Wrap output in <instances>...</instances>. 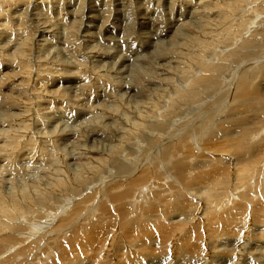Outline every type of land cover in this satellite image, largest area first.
<instances>
[{"label":"bare ground","instance_id":"bare-ground-1","mask_svg":"<svg viewBox=\"0 0 264 264\" xmlns=\"http://www.w3.org/2000/svg\"><path fill=\"white\" fill-rule=\"evenodd\" d=\"M50 1L52 3V0H0V67L10 69L7 79L21 77L18 87L28 86L26 90L30 94V99L22 94L15 99H2L3 106L17 105V100L22 105L24 101L31 99L38 102L37 110L31 114L30 110L28 117L26 107L22 109L21 106L13 107L21 111L19 114L5 112L6 116L0 117V264H210L212 259L200 254L203 245L211 243L212 249H216L215 246L218 245L227 246L238 233L248 230L250 226L256 230H251L254 238L247 239L250 241L249 253L245 255L244 261L264 264V255H257L259 250L264 254V247H260L264 245V0H164L165 6L182 8L185 5L194 11L188 10V15H192V18L180 23L182 28H178L177 32L175 28L182 18L175 20L173 27L170 26L169 32L175 33L170 36L167 46L159 49L154 47L150 55L148 53L149 56L142 59L145 66L151 62L157 63L154 62L157 57L168 60L165 64H171V76L165 79L167 88L160 98L163 113L159 118L162 121L150 122L151 118L157 117L155 108L159 103L149 101L142 106L146 109L142 111L146 116L138 113L140 122L126 118L123 126L120 123L123 120L120 117L121 104L126 102L128 105L125 108L129 110V100L134 96L133 94L129 98V93L135 90L133 84L135 83L137 91H141L142 76H147L145 74L149 72L141 65L129 72L127 66H124L127 59L123 54L117 56L121 60L116 70L109 67L110 70L98 68L101 59L112 56V52L105 47L98 48L95 45L98 39L106 43L111 41L109 36L100 37L95 33L99 29L97 21L99 22V17L104 12L100 13L99 9L93 7L83 10V2L91 0H65V7L55 10V17L59 19L56 23L52 19L54 16L51 17L48 13L49 7L43 9ZM62 1L54 0L57 4ZM115 1H120L117 10L122 11L123 8L127 15H134L135 8L128 0ZM107 3L104 5L107 6ZM30 7L34 13L33 18L29 17V22L27 15L30 16ZM63 11L66 16L64 19L61 18ZM159 14L154 12V17ZM145 16L138 18V23L144 27L152 21ZM135 24L137 22H134V26ZM61 25L66 27V35L60 31ZM102 26L104 27V23ZM181 30L183 34L179 32ZM30 31L32 33H28ZM7 32H10L11 38L7 37ZM130 33L135 32L132 30ZM3 36L4 39L1 38ZM133 39L131 38L132 41ZM85 45L88 48L83 52V58L86 59L84 63L87 62L90 66L85 64L84 72L81 61L74 63L70 60L71 68L78 69L70 71L68 64V71L61 54L67 52V55L64 54L67 57L80 60L79 49ZM131 45L133 47L134 43ZM178 47L181 49L175 51ZM8 60L16 64L12 62L9 65ZM162 65L158 67L161 69L164 67ZM3 69L2 67L1 72ZM106 71L109 75L104 74ZM129 74L132 91L118 95L116 91L120 88L114 91V83L121 79L126 81ZM92 76L96 78L94 83ZM152 76H147L144 82L149 84L153 80ZM7 79L3 77V86ZM50 81H58L56 83L61 86L65 84L60 86L64 89L68 87V83L79 85L83 94L87 95L89 92L91 99L100 95L109 103L105 104L101 100L103 108L97 110L101 104L98 103V106L96 102L97 106L93 110L88 109L92 113L88 122L83 120L76 126L71 123L74 128L70 126V129L67 124L59 122L57 127H52L54 130H44V133L39 132L36 136L31 131L29 122H34L37 127L44 126L45 121L56 122L53 115L58 114L63 118L68 113L58 93L64 94V90H50V86H46ZM126 82L128 87L118 85L129 90V81ZM81 94L80 96L83 95ZM46 103L50 105V110L45 108ZM136 110L135 108L133 112ZM94 117L97 122L92 120ZM222 117L224 118L219 121ZM21 118L22 124L17 125ZM178 122L181 129L176 127L177 130L174 131L173 126ZM38 131L40 129L35 130ZM147 131L157 134L150 136ZM182 135L184 138L181 142L178 141V145L175 143V149L181 154L185 149L186 153L183 152L185 154L182 156L178 153V159L175 157L177 160L169 166V161L174 158L171 156L175 154L172 155L170 151L164 154L167 148H163V144L158 142L160 139L180 138ZM204 137L205 152L199 156L202 160L199 158L193 164L191 158H195V146L198 149ZM145 144L143 155L139 158L136 149ZM210 149L220 151L225 155L224 159L217 160L219 162L216 163L215 159L205 156L215 154ZM125 155L127 157L123 159ZM128 156L136 157L139 162ZM39 162L44 167L40 174L37 172V177L25 179L26 183L18 181L17 175L23 180L27 178V171L24 169L26 164L32 166ZM147 163L154 164V167L150 169L151 166ZM144 165L148 167L140 176L126 182L133 171L137 173ZM165 168L169 170L165 171ZM155 171H164L157 178L169 185L170 192L179 191L172 201L166 202L169 198H165L164 191H154L151 196L144 194L156 187V182L151 183L152 178H155ZM195 172L190 180V174ZM111 175L114 178H110ZM172 175L176 181H173ZM104 177L110 178L109 182L121 177L127 179L102 188L106 184ZM179 182L184 184L182 189L175 186ZM147 185H150L149 190L146 189ZM125 186L127 188L124 190ZM87 192L89 194L84 197ZM78 197L79 202L66 213L69 203ZM97 197L100 202L94 206ZM215 202L219 203L220 211L233 204L237 205L228 214L218 217L217 210L211 207ZM90 210L94 211L85 215ZM48 213L50 217L46 216ZM64 213L66 214L51 229L52 232L48 233L51 226L49 221L56 214L58 216ZM133 213L137 214V218ZM77 218L78 222L91 220L77 227ZM248 218H251L252 224ZM56 230L58 237L47 241L46 237ZM98 237H102V240ZM201 238L206 241L199 242ZM246 238L247 235H243L239 243L245 244ZM237 245L229 244L223 251L226 255H219L229 259L226 264H243L244 261L241 263L238 258L231 257L232 253L239 250Z\"/></svg>","mask_w":264,"mask_h":264},{"label":"rangeland","instance_id":"rangeland-1","mask_svg":"<svg viewBox=\"0 0 264 264\" xmlns=\"http://www.w3.org/2000/svg\"><path fill=\"white\" fill-rule=\"evenodd\" d=\"M97 3H96V2ZM110 1V2H109ZM129 1V3H131L133 6V9L135 10L134 11V15L133 16H131V15H127L126 13H125V10L122 8V11H120V10H117L119 7H118V3H120V1H115V0H94L93 1V3H90V2H92V0L89 2V1H85V2H83V5L85 6V8L83 7L82 9L83 10H85L86 11V9L88 8V7H93L94 9H99V12L100 13H103V16H102V14H101V16L99 17V22L97 21V25H98V28L100 29H98V30H95V33L98 35V36H103V37H105V36H109L110 38H111V41L110 42H108V43H106V42H104V41H102V40H100V39H98L97 40V43L95 44V45H97L98 46V48H103V47H105V49L106 50H109L110 52H112V56L110 57H108V58H105V59H101V62L98 64L99 65V67L98 68H103V69H105V70H108L109 68H114L115 70H116V68H118L119 67V63H120V60L121 59H119V57L122 55V56H124V55H126V59H127V62L125 63V65L124 66H127V70L130 72V69L132 70V68L134 69L135 67H137L138 65H141L142 67H144L145 66V64L143 65V61H142V59L144 58V57H147V56H149L150 55V52L151 51H153L154 50V47L156 48V49H159V48H163V47H165V46H167L168 45V41H170L169 39L171 38L170 36H172L175 32H177L178 31V28L180 29V27L182 28V26H181V24L182 23H184V22H187V21H189V20H191V18H192V15H188V10L189 11H194V9L193 8H191V7H189V6H185V5H183L182 6V8H176L175 6H165V4L163 3L164 2V0H161V2L159 1V0H128ZM138 1H139V3H138ZM171 0H168V2H170ZM103 2V3H102ZM107 3V2H109V3H107V6H105L106 4L105 3ZM146 2V3H145ZM148 2V3H147ZM152 2V3H151ZM157 2H160V4L159 3H157ZM53 3V4H52ZM52 3H51V1H50V3L47 5V7H46V5L43 7V9L45 8V9H47L48 7V13L49 14H51V17H53L52 19H54V21L56 22V23H58V18H57V16L55 17V15H56V11L58 10V9H61L62 7H65V3H67V1H65V0H63L62 2H60L59 4H57V3H55L54 2V0H52ZM89 3H90V5L91 6H89ZM94 3H96V4H94ZM128 3V2H127ZM138 3V4H137ZM145 3V4H144ZM63 4H65V5H63ZM87 4V5H86ZM105 4V5H104ZM110 4V5H109ZM140 4H142V6L140 5ZM145 5V8H144V5ZM153 4V5H152ZM157 4H159V5H157ZM59 5V6H58ZM78 5V4H77ZM93 5V6H92ZM96 5H97V7H96ZM100 5V6H99ZM102 5V6H101ZM109 5V6H108ZM112 5L114 6V7H112ZM156 5V6H155ZM51 7V8H50ZM60 7V8H59ZM139 9H138V8ZM149 7V8H148ZM150 7H152V8H150ZM158 7H160V8H158ZM172 7H174V8H172ZM105 8V9H104ZM112 8V9H111ZM148 8V9H147ZM185 10H184V9ZM191 8V9H190ZM52 9H54V10H52ZM109 9V10H108ZM140 10L139 12H140V14H139V12H138V10ZM145 9V10H144ZM147 9V10H146ZM156 9V10H155ZM162 9V12L160 13L159 11ZM164 9V10H163ZM176 9V10H175ZM181 9V10H180ZM187 9V10H186ZM56 10V11H55ZM101 10V11H100ZM107 10V11H106ZM136 10H137V12H136ZM153 10H155V11H153ZM159 10V11H158ZM167 10V11H166ZM38 11V10H37ZM103 11V12H102ZM109 11H110V13H109ZM157 11V14H159V15H161V16H156V17H154V12H156ZM109 14H108V13ZM148 12V14H146ZM170 12H172V13H174V14H172V13H170ZM28 13L30 14V16L29 15H27V17H28V20H29V22H30V20H31V18H33V13H34V10L32 11V8L30 7V9H29V11H28ZM167 13H169V15H167ZM180 13H181V16H180ZM54 14V15H53ZM145 16V14L147 15V16H145V17H147V18H149V20H152L151 22H153L152 24H151V22L147 25V26H142V25H140V23H138V22H140L139 21V16ZM135 15H136V17H135ZM162 15H163V17H162ZM186 15V16H185ZM105 16V17H104ZM122 16V17H121ZM126 16V17H125ZM151 16V17H150ZM173 16V17H172ZM29 17H31V18H29ZM64 17H66L65 16V14H64V11L63 12H61V18L62 19H64ZM125 17V18H124ZM132 17H134V18H132ZM154 17V18H153ZM159 19H158V18ZM161 17V18H160ZM190 17V18H189ZM101 18V19H100ZM109 18V19H108ZM182 18V19H181ZM57 19V20H56ZM163 19H165V20H163ZM173 21H172V20ZM178 19H181L182 20V22H178V24H177V26H176V28H175V32L173 33V32H169L170 31V26H174V21L175 20H178ZM101 20V21H100ZM105 20H106V24H105ZM136 20V21H135ZM166 20H167V22H166ZM165 21V22H164ZM172 21V22H171ZM134 22H137V24H135V26H134ZM160 22H161V24H160ZM103 23H104V27L102 26L103 25ZM123 25H122V24ZM125 23H126V25H125ZM168 23V24H167ZM181 23V24H180ZM101 26H100V25ZM131 24H133V25H131ZM167 24V25H166ZM191 24L194 26L195 24H193V22H191ZM112 25V26H111ZM130 25L133 27H135V29H134V27H133V29H132V27H130ZM137 25V26H136ZM115 26V27H114ZM121 26H123V27H121ZM126 26V27H125ZM153 28H152V27ZM159 26H161V27H159ZM172 26V27H173ZM60 27V28H59ZM58 28L60 29V31L62 32V33H64L65 35H66V33L65 32H67L66 31V27H64L63 25H61V26H59ZM128 27H130V28H128ZM167 27V28H166ZM57 28V27H56ZM125 28H127V29H125ZM137 28V29H136ZM162 28V29H161ZM121 29V30H120ZM128 29H130V31H132L133 30V32H135L136 33V35H135V33L133 34V33H130V31H128ZM132 29V30H131ZM169 29V30H168ZM122 30H124V31H122ZM161 30H163L164 31V33L161 31ZM183 30H181V31H179V32H181L182 34H183V32H182ZM110 32V33H109ZM125 32H127V34L125 33ZM178 32V33H179ZM8 33V34H7ZM7 33H5L6 35H7V37H10L11 38V36L9 35V33L10 32H7ZM28 33H32V31H30V32H28ZM143 33V34H142ZM166 33V34H165ZM102 34V35H101ZM112 34V35H111ZM153 36H152V35ZM161 34H162V36H161ZM64 35V36H65ZM96 35V36H97ZM159 35V36H158ZM166 35V36H165ZM123 36H124V38H123ZM128 36V37H127ZM132 36H136L135 38L134 37H132ZM161 36V37H160ZM179 36H181V35H179ZM248 35H246V37H247ZM133 39V41L131 40V38ZM169 37V38H168ZM2 39H4V36L3 37H1ZM17 38H18V36H17ZM140 38V39H139ZM154 38V39H153ZM6 40H8V38L6 39ZM114 40H116V41H114ZM123 40V41H122ZM140 40V41H139ZM63 41V40H62ZM100 41H101V43H100ZM128 41V42H127ZM141 41H143V42H141ZM115 44H114V43ZM118 42V43H117ZM137 44H136V43ZM158 42H159V44H158ZM112 45H111V44ZM131 43L133 44L134 43V46L132 47V45H131ZM146 43V44H145ZM149 44V46H148V44ZM100 44V45H99ZM122 44V45H121ZM140 44V45H139ZM88 45V44H87ZM87 45H85V46H81L80 47V53H81V56L79 55V58L78 59H80V60H77V59H75V58H72L71 56H69V57H67L66 55H67V52H65L64 54H66V55H64V54H61L62 55V57H63V61L64 62H66V68L68 69V64L70 65L69 66V69H70V71H77V69L78 68H76V67H74V68H71L72 66H71V64H70V62L71 61H73L74 63L76 62H82L83 64H84V72L86 71L85 70V66L87 65L88 67L90 66L87 62H85L84 63V61L86 60V59H84L83 58V52H86L87 50ZM94 45V44H93ZM102 45H104V46H102ZM147 45V46H146ZM159 45V46H158ZM90 46H92V44L90 45ZM102 46V47H101ZM109 46V47H108ZM127 46H130V47H127ZM163 46V47H162ZM94 47V46H93ZM111 48V49H108V48ZM117 47V48H116ZM132 47V48H131ZM140 48V49H139ZM83 49V50H82ZM122 49H124L123 51H121ZM178 49H181V48H176V49H174L175 51H177ZM119 50V51H118ZM130 50V51H129ZM115 51V52H114ZM116 51H117V53H116ZM128 51V52H127ZM125 52V53H124ZM113 53H114V55H113ZM119 53V54H118ZM148 53H149V55H148ZM121 54V55H120ZM128 55H130V56H128ZM117 56H119V57H117ZM78 57V56H77ZM169 57V56H168ZM128 58H129V60H128ZM66 59H68V60H66ZM118 59V60H117ZM157 59V60H156ZM155 59V61L154 62H157V63H152L151 61V63H149L148 64V66H150V67H148V66H145V68H144V70L146 71V72H149L148 74H145V75H147V76H149L150 77V75L152 74L153 76V82L152 81H150L149 82V84L147 83V82H144V80L147 78V76H142L141 78H142V80H141V91H137V88H136V86H135V83H134V81H133V85H134V92H131V93H129V91H132V89H131V86H132V79H130L131 77H130V74H129V79H126V81H129V90H127V88H121L120 86L122 85V84H124V86H126V87H128V83L126 82V81H123L122 79H121V81L120 80H118L117 82H116V84L114 83V86L112 87V89L114 90V91H116V90H118L119 88V90L118 91H116V93L118 94V95H121V94H128L129 93V98H131L132 96H133V94H134V96H133V98H131L130 100H129V105H130V107H129V110L128 109H126L125 108V106L126 105H128V104H126V102H125V104L123 105V103L121 104V107H120V109H121V111H120V117H122L123 118V120L121 119L120 120V123H121V125L123 126V124H124V120L126 119V118H129V121H138V122H140V117L138 116V113H140L141 115H143V116H146V115H144V113H142V111L143 110H145L146 111V109H144L142 106H144L145 105V103L146 102H149V101H156L155 103H159V106L158 107H156L155 108V110H157V111H155V114L157 113V115H155V116H157L156 117V119L154 118H151V120H150V122L151 123H154V122H156V121H162L160 118H159V116H161V114L163 113L162 112V108H163V106H161L160 105V102H161V100H160V98L162 97V95L164 94V90L167 88V86L164 84L165 83V79H167L168 77H170L171 76V73H170V70H171V64L170 63H167V64H165L166 62H168V60H166V59H164V60H166V61H164L162 58L161 59H159L158 57ZM71 60V61H70ZM131 60V61H130ZM162 60V62H164V63H162V62H160ZM9 61V60H8ZM67 61H69V62H67ZM6 62V61H5ZM14 63V61H9L7 64H9V65H11V64H13ZM102 63H103V65H102ZM107 63H108V65H107ZM14 64H16V63H14ZM86 64V65H85ZM164 65V67L166 68V70H165V68L164 67H162L161 69H160V67H158V66H160V65ZM155 65V66H154ZM162 65V66H163ZM167 65H169V66H167ZM15 66V65H14ZM13 65H12V67L13 68H17V66L16 67H14ZM157 66V67H156ZM4 68L3 69V71L1 72V68ZM10 67V66H9ZM106 67V68H105ZM109 67V68H108ZM154 67V68H153ZM129 68V69H128ZM148 68V69H147ZM153 68V69H152ZM163 68H164V70H163ZM67 69H65L66 71H67ZM69 69H68V71H69ZM72 69V70H71ZM113 69V70H114ZM257 69V66H255V70ZM13 69H11V72H13L12 71ZM64 70V71H65ZM110 70V69H109ZM152 70V71H151ZM10 71V69L8 68V67H6V66H1L0 67V78H2V80H0V117H4V116H6V113L7 112H11V113H16V114H19L21 111H17L16 109H14L15 107H19V108H21L22 107V109H24L25 107L27 108H25V112H26V117H28V114H29V111H30V114L32 113V111H35V109L37 110V103L38 102H36V101H32V99L31 100H26V101H24V103H23V105L21 104V102L19 101V100H17V102H18V104L17 105H13L12 107H8V105H7V107H5V106H3V100L2 99H5V98H11V99H15V97H17L19 94L21 95H23V96H25V98L26 97H28V99H30V94H29V91H27L26 90V87H28V86H25V85H21L20 87H18L19 86V84H20V82H21V77H13L14 79H12L11 77H9L8 79H7V77H8V73H10L9 72ZM169 71V72H168ZM253 71V70H252ZM4 72V73H3ZM159 72L161 73V74H159ZM3 73V74H2ZM7 73V74H6ZM154 73H155V75L158 77L159 76V78H157L155 75H154ZM104 74H108V72L106 71V72H104ZM2 75V76H1ZM5 75V76H4ZM109 75V74H108ZM161 75V76H160ZM167 75V76H166ZM163 76V77H162ZM3 77H5L7 80H6V82H5V85L3 86V83H2V81H5V80H3ZM163 78V79H160V78ZM92 78H93V81H92V83H94V82H96L95 80H96V78H95V76H92ZM157 79H159V80H157ZM178 79V78H177ZM162 80H164V82L162 81ZM9 81V82H8ZM157 81V82H156ZM160 81H162V82H160ZM10 82H11V84H10ZM56 82H58V81H50V82H48V84H46V86L48 87V86H50V90H57V89H61V90H64V94L66 95V96H64V94L62 93V92H58L59 94H60V97L62 98L61 100H62V103H63V106H64V108H66L67 110H68V113H67V116H63V118H62V116H58V114L57 115H53V117H55L56 118V122H52V123H48V121H45L44 122V126H36L35 124H34V122L32 123V122H29L30 123V127H32V128H30V127H28V128H30L31 129V131L33 132V134H36V136H38L39 134H37V133H39V132H50V131H52V130H54V128H52V127H57V125L59 124V122L60 123H62V124H64V125H68L67 126V128H69L70 129V126H71V123H73L72 125L73 126H76V124H78V123H80V122H82L83 120L85 121V122H88V117L90 116V119H89V121L91 120V117H92V113H90L89 112V110L91 111V110H93L92 108H94L95 106H97V104L98 103H100V104H98V106L100 105V107L99 108H97V110H100L101 108H103V107H101L103 104L101 103V100H103L104 102H105V104L106 103H109L108 101H106V100H104L100 95H99V97L98 96H96L94 99H91V97L89 96V92L87 93V95H86V93H84L83 94V92L81 91V87L79 88V85H77V86H73V85H71V84H67L66 86H68L66 89H64V88H61L63 85H65V84H62V86L61 85H59V83H56ZM126 82V83H125ZM47 83V82H46ZM51 85H50V84ZM155 83V84H154ZM159 83L160 84H163V86L162 85H159ZM13 84V85H12ZM120 86H119V85ZM145 84V85H144ZM152 84H154V86L152 85ZM42 85V84H41ZM41 85H39L38 87H40L41 88ZM70 85V86H69ZM90 85V84H89ZM116 85H118V86H116ZM151 85V86H150ZM58 86V87H57ZM61 86V87H60ZM60 87V88H59ZM77 87V88H76ZM146 89H144V88ZM152 87H154L153 89H152ZM12 88H13V90H12ZM69 88V89H68ZM104 88V87H103ZM163 88V89H162ZM112 89H110L111 90V92H113V93H115ZM116 89V90H115ZM19 90V91H18ZM70 92H69V91ZM124 90H126V92L124 91ZM152 90H154V91H152ZM157 90V91H156ZM26 91V92H25ZM72 91H73V93L75 94H73L72 93ZM162 91V92H161ZM81 92H82V94H81ZM158 92V93H157ZM161 92V93H160ZM26 93V94H25ZM57 93V94H58ZM78 95H77V94ZM92 92H90V94H91ZM121 93V94H120ZM137 93H138V96H137ZM156 93V94H155ZM230 93H231V91L228 93L229 95H230ZM58 94V95H59ZM67 94H69L68 96H67ZM80 94L83 96H80ZM62 95V96H61ZM73 95H74V97H73ZM92 95V94H91ZM153 95V96H152ZM161 95V96H160ZM22 96V97H23ZM136 96H137V98H136ZM145 96V97H144ZM158 96V97H157ZM3 97V98H2ZM66 97V98H65ZM72 97V98H71ZM76 97V98H75ZM140 97V98H139ZM69 98V99H68ZM99 98V99H98ZM128 98V99H129ZM17 99H19V98H17ZM51 99H53V98H51ZM64 99H65V101H64ZM68 99V100H67ZM81 99V100H80ZM128 99H126V100H128ZM160 101H159V100ZM164 99V98H163ZM48 100V99H47ZM49 100H50V98H49ZM83 100V101H82ZM86 100V101H85ZM91 100V101H90ZM99 100V101H98ZM76 101V102H75ZM102 101V102H103ZM163 101V100H162ZM26 102V103H25ZM30 102V103H29ZM67 102V103H66ZM83 102V103H82ZM84 102H85V104H84ZM89 102H90V106H89ZM96 102H97V104H96ZM27 103H29L28 105H27ZM74 103V104H73ZM132 103L134 104V105H132ZM139 103V104H138ZM21 104V105H20ZM65 104V105H64ZM70 104V105H69ZM73 104V105H72ZM135 104H137V107H136V105ZM140 104H142V105H140ZM233 104V103H232ZM231 104V105H232ZM74 105H76V106H74ZM82 105V106H81ZM93 105V106H92ZM138 105H140V106H138ZM233 105H236V104H233ZM21 106V107H20ZM45 106V108L46 109H48V110H50V108L48 107V106H50V105H48L47 103H46V105H44ZM44 106H43V108H44ZM70 108H69V107ZM79 107V109H78V107ZM85 106V107H84ZM86 106H88V107H86ZM14 107V108H13ZM24 107V108H23ZM31 107V108H30ZM34 107H36V108H34ZM83 108V109H82ZM137 109L136 111H134L133 112V110L134 109ZM151 108H153V107H151ZM77 109H78V111H77ZM89 109V110H88ZM6 110V111H5ZM14 110V111H13ZM28 110V111H27ZM86 112H85V111ZM72 111H74L73 113H72ZM3 112V113H2ZM6 112V113H5ZM90 113V114H87V113ZM112 112V111H111ZM128 112V113H127ZM76 113V114H75ZM113 113V112H112ZM123 113H125V114H123ZM228 113V112H227ZM226 113V114H227ZM69 114H70V116H69ZM60 115V114H59ZM74 115V116H73ZM85 115H86V118H85ZM49 116H50V114H49ZM132 116V117H131ZM74 117V118H73ZM119 117V116H118ZM83 118V119H82ZM160 119V120H158V119ZM224 117H222L221 119H219V121H221L222 119H223ZM27 119V118H26ZM67 119V120H66ZM78 119V120H77ZM82 119V120H81ZM114 120H115V117L113 118ZM19 121L16 123L17 125L18 124H20L21 123V121L23 122V118H21V119H18ZM44 120V119H43ZM70 120V121H69ZM75 120V121H74ZM92 120H96V122H97V119H96V117H94ZM155 120V121H154ZM35 121V120H34ZM68 121V122H67ZM73 121V122H72ZM185 121V120H184ZM219 121H217V123L219 122ZM92 122H94V121H92ZM68 123H70V124H68ZM98 123H100V122H98ZM216 123V124H217ZM22 124V123H21ZM87 124V123H86ZM32 125V126H31ZM51 125V126H50ZM73 126H71V128H74ZM40 127V128H39ZM46 127V128H45ZM174 127H175V129H174ZM178 128V130L179 129H181V128H179L180 127V122H178V123H176V124H174V126H173V129H174V131L175 130H177V128ZM34 128V129H33ZM43 128V129H42ZM48 128V129H47ZM52 128V129H51ZM40 129V131H38V132H35V130H39ZM50 129V130H49ZM45 130V131H44ZM147 132H149V131H147ZM156 133V132H155ZM154 132L153 133H151V132H149L148 134H150V136H152L153 134H155ZM172 133V132H171ZM157 134V133H156ZM155 136V135H154ZM182 138V139H181ZM183 138H184V136L182 135L180 138H164V140H162V139H160V142H158V143H161V144H163V148H167L166 150H165V152H164V154L166 153V152H168V151H170L171 152V154L172 155H174L175 154V156H171V157H174L173 159H175L174 161H173V159L172 160H170L169 162V166H171L172 164H173V162H175L177 159H178V157H177V154L178 155H180V156H182V155H184L186 152L184 151L185 149H183V151H181L182 152V154L180 153V151H178V150H176L177 149V145H178V141H180V140H183ZM99 139H100V137H99ZM166 139V140H165ZM173 140V141H172ZM204 140H205V137H204V139H203V141H202V143L200 144L199 142H200V140L198 141V143H199V148L198 149H196V147L197 146H195V158H191V162H193V164H196V162H198L197 160L200 158L199 156H202L203 155V153L205 152V150H204V148H205V145H204ZM105 142H107V143H110L109 141H105ZM168 142V143H167ZM177 142V145H175V143ZM181 142V141H180ZM204 142V143H203ZM219 143H220V141H218ZM174 144V145H173ZM170 146V147H169ZM146 147V144L142 147H139V148H137L136 150V152H137V154H138V157L139 158H141L142 157V155H143V149ZM176 148V149H175ZM172 149V150H171ZM212 152H214L215 154H209V155H207V154H205V156H207V157H209V158H213V159H215V162L216 163H218L219 161H217V160H222V159H224V157H225V155L224 154H222V153H220V151H218V152H216V151H214V150H212V149H210ZM139 151H142V152H139ZM175 152V153H174ZM183 152H185L184 154H183ZM150 153V152H149ZM148 153V154H149ZM196 154H197V157H196ZM125 157H127L126 155L124 156V158L123 159H125ZM129 157V156H128ZM162 157H164V155L162 156ZM175 157H177V159L175 158ZM130 158V157H129ZM160 158V157H159ZM158 158V159H159ZM130 159H132V160H135L136 159V157H134V156H132ZM155 159V158H154ZM194 159V160H193ZM164 160V159H163ZM199 160H202V158H200ZM136 161H138L139 162V160L138 159H136ZM41 163L39 162L38 163V165L37 164H33L32 166L31 165H28V164H26L24 167V169H26L25 170V172H26V175H27V178L25 177L24 178V180L21 178L20 179V177L21 176H19V175H17V177L19 178V180L18 181H23V183H26L25 182V179L26 180H28V179H30V177L32 178V177H37L39 174H40V172L42 171L41 169L44 167V166H42V165H40ZM148 165H150V163H147ZM28 165V166H27ZM37 165V166H36ZM151 166V168L150 169H152V167H154V164H151L150 165ZM38 167V168H37ZM40 167V168H39ZM148 166L147 165H144V166H142L140 169H139V171L137 172V173H135L134 171H133V174H132V176H129V179H127V181H126V179H125V177H121V178H119V179H114V181H108L110 178H114V176L113 175H111L110 176V178H105V179H103L104 181H106V184H103V186H102V188L104 187H106L107 188V185L108 186H110L113 182H121V181H126V182H128V180L130 181V180H132L133 178H135L137 175L138 176H140L141 175V173H143V171H144V169L145 168H147ZM29 168V169H28ZM170 168V167H169ZM169 168H165V171H167V170H169ZM30 169H31V171H30ZM35 170V172H33ZM29 171H30V174H29ZM149 171H151V170H149ZM33 172V173H32ZM37 172L39 173V174H37ZM164 172V171H163ZM163 172H161V171H159V173H156V171L153 173L154 174V176H155V178H152V181H151V183H154L155 184V182L157 183V184H155L156 185V187L153 189V188H151L150 190H149V186L147 185V187H146V189L147 190H149L148 192L146 191V193H144V194H146V195H148L149 194V196H151V194H154V191L155 192H163L164 191V195H166L165 196V198H169L166 202H170V201H172V198L174 197V195L175 194H178V190H174V191H172L171 190V192L168 190V188H169V185H167V183L165 184V183H163L162 182V180H160L161 178H157V176L158 175H160V176H162L161 174L163 173ZM161 173V174H160ZM34 174V175H33ZM113 174V173H112ZM196 174V172L195 173H191L190 174V180L194 177V175ZM26 175H24V176H26ZM137 176V177H138ZM160 176H158V177H160ZM29 177V178H28ZM158 180H157V179ZM154 179V180H153ZM172 179H173V181H176L177 179L175 178V176L173 177V175H172ZM164 180H165V178H164ZM108 181V182H107ZM170 181H172V180H170ZM160 182H162L161 184H160ZM22 182H20V184H21ZM108 183H110V184H108ZM150 183V182H149ZM164 185V186H163ZM182 185H184V184H182V183H176V187H178V188H180V189H182L181 188V186ZM99 186V185H98ZM97 186V187H98ZM109 188V187H108ZM125 188H127L126 186L124 187V190H125ZM96 189V188H95ZM161 189V190H160ZM94 190V189H93ZM120 190H123V189H120ZM152 190V191H151ZM9 191V189L8 190H6V192H8ZM166 191V192H165ZM102 192V191H101ZM168 192V193H167ZM172 193H173V195H172ZM87 194H89L88 192L87 193H85V195H84V197L85 196H87ZM189 195H192V193L191 192H189ZM168 196H172L171 197V199H170V197H168ZM84 197H82V199L84 198ZM100 197V196H99ZM99 197H97V199H96V201H95V205L94 206H96L99 202H100V198ZM149 199H150V197H148V202H150L149 201ZM79 200H80V197H78V198H75L73 201H71L70 203H69V207H68V210L66 211V213L67 212H70L71 211V209L79 202ZM152 201V200H151ZM154 201V200H153ZM158 202H159V200H158ZM166 204V203H165ZM164 204V206H166ZM217 204V205H216ZM218 205H219V203L217 202H215V203H213L212 205H211V207L216 211L217 210V212H216V214H217V216L218 217H223L224 216V214L225 213H229L230 211H231V209H233V207L235 206V205H237V204H233V205H231V206H229V207H226L224 210L222 209L221 211L219 210V208H218ZM113 209H115V207L113 208ZM51 211V213H53V210H50ZM94 210H90V211H88V212H86V214L85 215H87V214H90V213H92ZM249 211L251 212V209L249 208ZM55 213V212H54ZM66 213H64V214H60V215H58L57 216V214L55 215V218L52 220H50L49 221V223H51V226L48 228V231H46L45 233L47 234V232L48 233H50V232H52L51 231V229H53L54 227L53 226H55L57 223H58V221H59V219L63 216V215H65ZM83 213H84V211H83ZM137 213V212H136ZM136 213H133L134 215V217L135 218H137L136 216H137V214ZM50 214L48 213L46 216L47 217H50L49 216ZM51 215H53V214H51ZM84 215V216H85ZM79 219H80V216L78 217ZM77 218V223H79V224H77L76 223V226L78 225H84L85 224V222L86 221H89L90 222V220H86L85 222H84V220H83V222H81V221H79L78 222V219ZM197 219V218H196ZM196 219H194V221H196ZM248 220H249V222H250V224H252L251 222H252V220H251V218L249 219L248 218ZM54 221V222H53ZM76 221V220H75ZM248 222V223H249ZM105 224H107L106 222H105ZM77 226V227H78ZM81 230V229H80ZM83 230V229H82ZM251 230H253V231H255L256 229H252V227L250 226V228L248 229V230H246V231H244V232H242V233H238L237 234V236L236 237H234L231 241H229L228 242V244H227V246L225 245V244H223V245H218V246H215V247H217L216 249H212V246H211V243L210 244H208V245H203V247L204 248H201V250H202V252L200 253V254H204V257L205 258H209V259H212V261L210 262V264H226V263H228V261H229V259L227 258V257H222V256H219L220 254L221 255H226V252H223L227 247H228V245L229 244H238L237 245V247H239V250L237 251V252H235V253H232L231 254V257H234V258H238L240 261H241V263L245 260V255L247 254V253H249V243H250V241L248 242L247 241V239L248 238H251V240L254 238L252 235V231ZM70 231V230H69ZM57 230L56 231H54L53 232V234L52 235H49V236H47L46 237V240L47 241H52V239L53 238H56V237H58L57 236ZM246 232H247V234H246ZM251 232V233H250ZM254 233V232H253ZM45 234V235H46ZM245 236V235H247V238H246V241H245V244L246 245H248V246H246L245 244H241V243H239V241H242V236ZM68 236V235H67ZM251 236V237H250ZM207 237H209V236H207ZM99 239H100V241L102 240V237H98ZM37 239V238H36ZM50 239V240H49ZM59 240V239H58ZM66 240V239H65ZM202 238L201 239H199L198 241L199 242H202ZM257 240H260V238H257ZM194 241H196V240H194ZM203 241H206V239H204ZM252 242V241H251ZM207 243V242H206ZM205 243V244H206ZM50 244V243H49ZM210 247V248H209ZM230 247H232V246H230ZM261 248H263L264 247V245L262 244L261 246H260ZM19 248V247H18ZM17 248V249H18ZM199 254V255H200ZM257 255H264L263 253H262V251H258L257 252ZM170 261V260H169ZM173 262V261H172ZM209 262V261H208ZM243 264H254V262L253 263H250V262H248V261H244L243 262Z\"/></svg>","mask_w":264,"mask_h":264}]
</instances>
